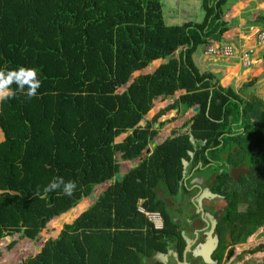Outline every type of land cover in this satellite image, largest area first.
Masks as SVG:
<instances>
[{"label": "trees", "instance_id": "1", "mask_svg": "<svg viewBox=\"0 0 264 264\" xmlns=\"http://www.w3.org/2000/svg\"><path fill=\"white\" fill-rule=\"evenodd\" d=\"M227 3L200 0L202 22L168 26L160 0H0V67L35 68L41 81L36 98L79 95L99 102L107 112L92 111L108 119L110 139L127 134L110 147L111 157L97 180L117 173L116 152L120 161L135 159L151 140L155 117H144L154 99L183 91L180 104L198 105L189 127L193 143L184 134L154 147L25 264H143L142 256L156 245L153 234L162 231H149L136 203L141 199L146 211L158 212L169 224L173 197H180L186 187L184 180L179 182L183 159L193 165L190 176L215 172L208 183L225 202L222 221L231 224L233 242L264 224V101L241 100L216 84L213 73H200L193 61L199 46L223 43ZM182 45L185 49L176 58L128 83L133 73ZM230 169L239 171L235 182ZM162 182L167 190L158 189ZM89 189L85 185L74 191L60 208L48 205L44 197L0 193V239L23 230V236L33 240L52 218L75 208ZM239 206L242 213L237 212ZM12 254L1 259L19 264Z\"/></svg>", "mask_w": 264, "mask_h": 264}, {"label": "rangeland", "instance_id": "2", "mask_svg": "<svg viewBox=\"0 0 264 264\" xmlns=\"http://www.w3.org/2000/svg\"><path fill=\"white\" fill-rule=\"evenodd\" d=\"M162 2L165 5L163 14L167 23L177 25L185 22H202L203 13L198 12L201 7L199 2L194 0H162ZM225 19L231 21L229 25L227 24V31L230 28H235V35L230 36V38L234 37V40L231 38V40L224 41L241 49L240 53L247 52V57L249 56L248 67L241 66L236 57H240L239 53H233L232 56L222 59V61L197 59L198 68L202 69L203 67L200 65L203 64H217L219 72L222 66H218V63L222 64L228 73V77H238V79L228 78L226 83L229 81V85L227 88L231 89L241 100L256 98L263 102L264 0H228L223 11L222 21ZM153 68L146 67L134 73L132 77L149 74ZM0 69L5 68L0 67ZM215 81H218L219 86L223 85L222 79H215ZM223 83L226 85L225 82ZM124 88L125 86L121 87L117 92H122ZM177 94L178 92L174 96ZM16 97H18L17 94L15 98L0 103V189L3 188L9 193H17L25 199L34 195L44 197L46 203L55 208H60L68 196L62 195L59 190L47 194L43 192V188L54 178L63 177L66 182L74 181L77 185L75 191L85 185H90L91 191H93L88 195L90 197L80 199L73 210L54 217L46 223L35 236L36 239L34 237L33 240H29L20 235V231L8 235L9 241L5 243L7 245L0 246V259L3 254H11L12 252L14 261L21 258V264H25L29 259L39 254L44 243L54 238L64 224L70 223L84 212L83 210L92 207V200L97 201L110 184L113 186L114 181H100L95 176L102 171L110 159V147L121 142L127 134H122L111 140L110 129L107 126L108 119L98 113L107 112V110L105 111V107L99 102L96 103V101H91L86 97L48 94L28 99L25 96V101H27L24 102L25 104L16 101ZM68 98H74V100L71 101ZM8 101L11 104H8ZM86 108H89L91 112ZM93 109L96 111L99 109V111H92ZM152 113L147 112L144 119L148 120ZM176 119L177 121L172 124L164 123L158 134L163 131L161 133L163 135L165 134L164 131H167L166 137L173 130L170 138H174L187 133L185 136L189 142L193 143L189 129L190 122H187V118H179V115ZM154 126L156 127V124ZM146 147L149 149L148 145ZM146 149L144 148L140 152V160L145 159L150 154ZM114 159L121 162L119 153H115ZM181 167L179 182L183 178H189V169H192L193 165L190 166L186 163L183 169L181 163ZM214 173L206 172L203 177H207L206 180L209 181L214 177ZM238 173L239 171L230 169L229 175L234 179L233 182H235ZM191 182L200 183L201 179L196 178L195 181ZM228 184L231 186L234 183L231 184L228 181ZM159 187H161L158 188L160 190H167L164 182ZM38 188L40 190L39 195L37 194ZM236 192L241 191L236 189ZM175 199L176 204L185 203V199L182 197L177 196ZM196 200L206 212L214 210L219 212L225 206V202L217 196L209 200L200 201L199 198ZM242 210L241 206L237 208V212ZM244 240L242 244L236 245V253L243 251L242 256L245 257L246 264H264V224L263 227L256 228ZM40 242L43 245L39 252L30 256L31 252H35L34 248ZM16 248L18 249L16 250ZM147 259L148 256H142L141 261L145 264L148 262ZM0 262V264H9L4 263L2 259ZM238 264L241 262L238 261Z\"/></svg>", "mask_w": 264, "mask_h": 264}, {"label": "flooded vegetation", "instance_id": "3", "mask_svg": "<svg viewBox=\"0 0 264 264\" xmlns=\"http://www.w3.org/2000/svg\"><path fill=\"white\" fill-rule=\"evenodd\" d=\"M188 176V179L183 178L186 187L180 196L185 199V203L176 204L173 197L174 202L171 203L173 211L171 217L169 216V224L162 222L159 230L152 228L149 230L162 233L153 234L156 245L151 247L153 249L146 264H238V261L246 264L247 261L242 256L243 251L236 253V245L242 244L245 240L233 242L231 224L222 221L225 217V206L219 212L215 210L206 212L196 200L197 198L200 201L209 200L220 196L212 192L207 177L190 174ZM196 178H200L201 182L190 183ZM206 249L210 250L207 259L204 256ZM158 254L160 256H157Z\"/></svg>", "mask_w": 264, "mask_h": 264}, {"label": "crops", "instance_id": "4", "mask_svg": "<svg viewBox=\"0 0 264 264\" xmlns=\"http://www.w3.org/2000/svg\"><path fill=\"white\" fill-rule=\"evenodd\" d=\"M181 1V0H180ZM195 2H199L200 3V0H194ZM160 3H161V13H162V15H163V18H164V14H163V7L165 6V5H163V2H162V0H160ZM198 12L201 14V13H203L202 11H201V9H199L198 10ZM203 16L204 15H202V19H203ZM164 20H165V18H164ZM202 21V20H201ZM224 22L226 23V25L228 24H230L231 23V21L229 22V21H226V19L224 20ZM165 23H166V25H168V26H171L172 24H169V23H167V21H165ZM177 25H181V24H177ZM235 28H230L228 31H225L223 34H222V38H223V40H231V38L234 40V37H231L230 38V36H232V35H235ZM239 42H240V39L238 40ZM226 42V41H225ZM208 45H210V44H208ZM246 46L248 45V44H245ZM181 48V49H180ZM185 48V46H180V47H178L175 51H173L172 53L175 55V53H176V55L175 56H172V57H170V55H167L166 57H164V58H160V59H156V60H153V61H151L150 62V64H148V66L147 67H154L153 68V70H151V72L149 73V74H151L153 71H155V69L159 66V65H162V64H166L167 63V61H169V60H171V59H174V58H176L177 57V55L183 50ZM251 48V47H250ZM178 49H180V50H178ZM249 49V48H248ZM197 59H206V58H203V57H198V54H193V61H194V64H195V66H196V68L198 69V71L200 72V73H203V72H206V71H209V72H211V73H213V75H214V79H222V81H221V83L223 84L221 87L222 88H226L229 84V81H228V83H226L227 82V79L229 78V79H238V77H228V73H226V71L224 70V66L222 65V64H219L218 63V66H222V68H221V70H219V72H218V67H217V64L216 65H208V64H203V65H200V67H203L202 69L201 68H198V66H199V63H198V60ZM154 61H157V63L156 64H154ZM209 61H211V60H209ZM214 61H216V60H214ZM198 63V64H197ZM2 67V66H1ZM146 68V67H145ZM144 68V69H145ZM143 70V69H142ZM141 71V70H140ZM139 72V71H138ZM136 73V72H135ZM219 73H221V74H219ZM134 74V73H133ZM147 74V73H146ZM143 75H145V74H143ZM131 78H132V76L130 77V79H129V81H128V83H130L131 82ZM216 82V84H218V81H215ZM223 82H225L226 83V85L223 83ZM128 83L127 84H125V87L128 85ZM124 90V89H123ZM178 92V94L176 95V96H174L176 93ZM184 93H183V91H176V92H174L171 96H168V97H166V98H162V97H157L156 99H154L153 101H152V106H151V108L149 109V111L148 112H153L152 113V115L150 116V118L148 119V120H152L154 117H155V120H154V122L152 123V130L155 132V134L152 136V138H151V140L150 141H148V143L146 144V145H148V148L149 149H146L147 147H146V145L139 151V154H140V152L145 148L147 151H149L150 152V154L149 155H147V157L145 158V159H147L150 155H151V153H152V151H153V148L154 147H156V146H158V145H160L163 141H165L167 138H170V135H171V133L173 132V130H171V132L169 133V135L168 136H166V137H164L165 135H166V132L164 131V133L165 134H158V131H159V129H160V127L164 124V123H174V122H176L177 121V116L179 115V118H181V119H186L187 118V122H190V125L192 124V122H193V118L196 116V114H197V112H198V105L197 104H193V105H190V106H185V105H183V104H180L179 103V101H177L178 100V98H179V96H181V95H183ZM17 95H18V97H16V101H20L19 103H26L27 101H25V99H26V97H25V95L23 94V93H17ZM21 95H23V96H21ZM76 96H78L79 97V95H76ZM20 98V99H19ZM15 100V99H14ZM163 101H165V103L164 104H162L161 105V103L163 102ZM175 102H176V105H175ZM8 104H11V102L10 101H8L7 102ZM24 103V104H25ZM154 124H156V127L154 126ZM190 125H189V127H190ZM187 133H185V135H186ZM184 135V134H183ZM172 138V137H171ZM201 144H204V142H202ZM116 153H119V160H120V156H121V153L120 152H116ZM139 154L136 156L137 158H135V159H133V158H131L132 160H126V161H121V162H118V164H119V168H118V171H117V173L116 174H114L113 176H112V178H110V179H105L104 181H119V180H122L123 179V177L131 170V169H133V168H135L137 165H139L143 160H145V159H142V160H140V157L138 158V156H139ZM187 154L189 155V156H191V153L190 152H187ZM141 162H140V161ZM181 161H184V159L183 160H181ZM186 161H185V165H186ZM121 165V166H120ZM185 165H183V167H185ZM188 165V164H187ZM195 167H197L196 165H195ZM194 169V168H193ZM201 172L204 174V173H206L207 171H202L201 170ZM120 175V177H119V179L118 180H116L115 179V177H116V175ZM189 175V174H188ZM202 175V174H201ZM112 186V184H110V186L109 187H111ZM0 190H2L0 193H3V192H6V190L4 189L3 190V188L2 189H0ZM6 193H9V192H6ZM91 193H93V191H91V187H90V189H89V192H88V194L85 196V197H90V196H88L89 194H91ZM9 194H15V195H18L17 193H9ZM82 199V198H81ZM93 199V198H92ZM96 201H95V199H93L92 200V204L91 205H93L94 203H95ZM141 203H142V200L140 199V200H138V202L136 203V206H135V209L137 210V208H138V206H140V207H142L141 206ZM89 208H91V206L89 207ZM89 208H87V209H85V210H83V211H86V210H88ZM73 210V209H72ZM59 233V232H58ZM58 233L54 236V238H52L51 240H54L56 237H57V235H58ZM5 239H8V241H9V238H8V236L7 237H5V238H3V239H1L0 240V246L2 247V245H4V246H6L5 244H2V242H8V241H5ZM0 247V248H1ZM12 253V252H11ZM31 253H33V252H31ZM5 256V254H3L2 255V258ZM19 261V264H21V258L19 259L18 258V260H17V262ZM144 264V263H143ZM146 264V263H145Z\"/></svg>", "mask_w": 264, "mask_h": 264}, {"label": "clouds", "instance_id": "5", "mask_svg": "<svg viewBox=\"0 0 264 264\" xmlns=\"http://www.w3.org/2000/svg\"><path fill=\"white\" fill-rule=\"evenodd\" d=\"M222 40H223V38H222ZM183 46H185V45H183ZM225 46L230 47L231 50L233 51V53H237V54L239 53V55H240V52L242 51L241 49H238L235 46L230 45L223 40V43H221L219 45L205 44V45L199 46L198 48L195 49L194 54L195 53L198 54V57H203V58L210 59V60L214 59L216 61L217 60L222 61V59H225V58L218 57V56L204 55V49L207 47H212V48H215L216 50H219ZM244 52H246V51H244ZM168 55H170V54H168ZM236 57L238 59V56H236ZM248 59H249V56H248ZM14 84L16 85L15 89L12 88V86ZM40 87H41V81L38 79L37 70L35 68H26V67L20 66L16 69H11V70H9L7 68L0 69V103L4 102L6 100H9V99L15 98L17 92L23 93L28 99H32V98L36 97L37 91ZM184 168L185 167H183V169ZM76 187H77V185L74 181L69 180L66 182L63 179V177H57V178H54L52 181H50L47 184V186H45L43 188V192L45 194H47L49 192L59 190L62 195L71 197L73 195ZM37 194L38 195L40 194L39 188L37 189ZM156 213H158V212H156ZM139 214L142 215L141 213H139ZM142 217L145 219L144 215H142ZM145 221L147 222L146 219H145ZM148 225H150V227L152 228L150 223H148ZM261 227H263V225H261L257 228H261Z\"/></svg>", "mask_w": 264, "mask_h": 264}, {"label": "built area", "instance_id": "6", "mask_svg": "<svg viewBox=\"0 0 264 264\" xmlns=\"http://www.w3.org/2000/svg\"><path fill=\"white\" fill-rule=\"evenodd\" d=\"M204 55L229 58L230 56L233 55V51L231 50L230 47L227 46L219 50H216L215 48L212 47H207L204 49ZM238 60L242 67H248L249 63H248L247 52L240 53V57H238ZM137 211L142 215H144L145 219L147 220L148 223L151 224L154 230H159L161 228L162 222L158 213L145 211L140 206L137 208Z\"/></svg>", "mask_w": 264, "mask_h": 264}, {"label": "water", "instance_id": "7", "mask_svg": "<svg viewBox=\"0 0 264 264\" xmlns=\"http://www.w3.org/2000/svg\"><path fill=\"white\" fill-rule=\"evenodd\" d=\"M172 56H174V54L173 53H170V57H172ZM181 163H182V165H185V162L184 161H181ZM119 177H120V175L118 174V175H116V177H115V179L116 180H118L119 179ZM19 234L20 235H23V231L22 230H20V232H19ZM35 239H36V237H35ZM43 245V243L42 242H40L39 243V245H37L35 248H34V253H30L31 255L30 256H34L35 254H37L38 252H39V250H40V247ZM209 249V248H208ZM208 249H206L204 252H205V254H204V256H205V258L207 259V254L210 252V250H208ZM29 256V257H30ZM157 256H160L159 254L157 255ZM154 259V258H153Z\"/></svg>", "mask_w": 264, "mask_h": 264}, {"label": "bare ground", "instance_id": "8", "mask_svg": "<svg viewBox=\"0 0 264 264\" xmlns=\"http://www.w3.org/2000/svg\"><path fill=\"white\" fill-rule=\"evenodd\" d=\"M6 242H2V244H5Z\"/></svg>", "mask_w": 264, "mask_h": 264}]
</instances>
